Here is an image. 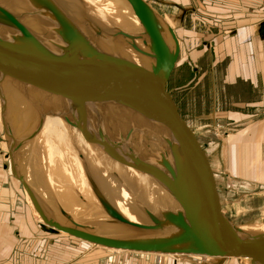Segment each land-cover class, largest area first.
<instances>
[{
	"label": "bare ground",
	"instance_id": "bare-ground-1",
	"mask_svg": "<svg viewBox=\"0 0 264 264\" xmlns=\"http://www.w3.org/2000/svg\"><path fill=\"white\" fill-rule=\"evenodd\" d=\"M145 3L150 7L149 3ZM152 11L157 15L156 17L161 24V38L168 49L172 51L173 40L167 30V27L170 29L171 27L166 19L153 9ZM27 12L29 13L26 14ZM25 18H27L26 21ZM28 18H38L41 20L40 22H43L41 25L48 30L46 31L47 41L31 31V26L34 27V24L30 25ZM13 21L24 30L14 26ZM57 27L60 28V31ZM73 32L79 38L81 37V41L84 40L91 49L115 58V61L119 58L144 67L154 65L153 57L140 54L131 46L133 41V45L137 50L151 54L149 48H147L150 40L144 32V27L139 23L126 0H0V39L7 46L18 45L39 53L37 47L40 45L50 55L54 56L52 62L69 66L72 63L68 61L59 62L58 60L66 56L65 54H73V49H69L72 43H69L63 36L65 34L67 38L71 37ZM59 42L63 47L61 44H57ZM144 42L146 45L143 44ZM31 66L36 70L44 71V66H40V64L35 63ZM14 71L20 74L19 70ZM12 72L13 70H10L8 73L11 74ZM4 74L5 72H0V90L3 97L6 98L4 100L6 106H1L0 109V112H3L2 120H6L5 113H8L10 118L15 117V113H11L12 108L17 110L18 107L22 106L20 101H16V99H22L17 98L16 94L13 96L14 91L17 92V89L14 90V83L11 85L10 81L5 79ZM27 74L28 72H26V76L22 77L24 79L30 78ZM88 74L93 76L96 72L90 71ZM34 81L32 79L31 84ZM24 96L27 103L29 102L28 106H30L31 99L27 95ZM105 104L107 107H104V103L85 105L86 116L91 113L93 120L82 141L75 149L74 160L68 157L70 162H74L73 164H66V174L64 177L61 176L62 180L60 178L55 179V175L60 177L58 173H55L57 171L48 173L46 169L50 163L48 160L46 161L47 165L44 162L46 168H41L40 175L34 176L37 166L42 164L41 160L43 161V159H40V156H42L41 148H43L47 138L44 136L37 146L30 142L32 138L34 140L36 135L38 136L40 133L39 126L30 133L28 144L31 145L27 146V149L29 154L31 152L33 156V162L29 163L28 168L20 161L21 159L18 158V153L14 148V145L24 142L27 133L18 136L19 134L16 131L14 142L11 143L6 133L7 129L4 127L5 136L8 139L3 140L0 137V144L6 145V155L17 161L22 175V180L19 178L20 181H24L25 186H23L33 191L37 204L39 203L38 205H40L46 217L62 224L64 220L60 218L59 209L65 212L63 209L65 208L67 212L65 213L69 215L72 222L84 226L91 233L116 238H146L150 236L149 232L144 231L146 233H141L139 230L134 231L137 229H130L120 223H112L111 219L104 213L96 194L102 197L123 219L135 224H150L143 212L144 209L154 215L163 211L182 213V205L174 199L173 192L168 186L156 177L157 174L167 177L169 182L184 194L191 204L190 207L193 206L197 211L196 214H192L193 216L199 215V217L206 220L205 212L198 206L183 177L172 167L165 147L164 136L160 134L162 132L159 131V126H154L153 123L140 119L135 113L120 105ZM24 108L28 110L32 107L25 105ZM40 110L39 104L33 110V114L37 113L35 118L37 121ZM77 118L80 119V126H84L81 112L78 113ZM30 119L25 125L20 117V121L17 119L13 122L23 129L30 125ZM40 119H43V115L40 116ZM66 126L69 128L70 125L66 124ZM74 173L79 176L78 179ZM68 183L72 186V189L68 185L65 186ZM48 187H51L54 193ZM34 190L38 191L39 196ZM71 190L75 192V196L78 195L80 198L78 200L82 203L81 207L73 199L67 198L65 200V194L63 193L68 196V194H71L68 191ZM24 193L28 197L27 193ZM55 200L61 203L63 208L59 206L56 210L57 202ZM32 208L34 209L33 206ZM195 222L196 230L202 236H206V230L198 225V220L195 219ZM63 224L68 225L70 222H64ZM241 229L256 237L258 233H264V225L259 227L244 226ZM96 250L94 249V251ZM207 258L219 259L218 257ZM230 258L240 263L243 261L244 264H249L248 259L233 257L222 259Z\"/></svg>",
	"mask_w": 264,
	"mask_h": 264
},
{
	"label": "crops",
	"instance_id": "crops-1",
	"mask_svg": "<svg viewBox=\"0 0 264 264\" xmlns=\"http://www.w3.org/2000/svg\"><path fill=\"white\" fill-rule=\"evenodd\" d=\"M165 1L186 2V0ZM192 1V3L188 1L191 7L186 8L185 11L190 15L198 16V13L206 15V34L201 35L194 32L193 35L189 34L184 38L181 37L180 33L177 35L181 52L170 73L172 75L170 89L168 90L170 99L175 100L180 113L190 123H192V120L206 121L207 127L210 126L209 123L218 118L220 120L225 119L228 122L226 124L233 127L244 125L231 138L228 135L225 137L226 143L228 142V145L224 148L225 168L231 166L229 158H235L237 160L234 164L236 170H238L239 164L242 165L243 161V164L245 163L251 169L258 168L256 169V175L257 178H260L259 175L263 174H259V162L264 155L260 147L261 143L264 142V118H259V113L264 111V31L261 30L264 22V0ZM181 14H174L178 15L176 17L179 20H174V23L178 24L179 27L184 26V21L181 22ZM221 19H236V21L234 25L223 26L221 25ZM26 20L27 18H25ZM40 21L38 18H28L29 24H34V27L31 26V31L47 41L46 31L48 30L46 27L43 28L44 26L41 25L43 22ZM194 23L191 22L190 28H194ZM211 25L218 28L215 29L216 32L211 33L209 29ZM57 29L60 31L59 27ZM57 44L60 45L61 43ZM61 46L63 47L62 44ZM4 72L5 79L10 81L11 85L14 83V90L17 89V92L14 91L13 96L16 94L17 98L22 99H16V101L22 103L20 108L18 107L17 110L12 108L11 113L16 115L12 117L13 121L19 120L20 117L25 125L31 118L30 125L32 126L37 115V113L33 114V110L38 104L41 107L37 123L41 130L32 143L37 146L44 136L47 138L43 148H41L42 156H40V159H43V161L41 160L42 164L37 166L34 176L40 175L41 168H46L44 162L48 160L50 162L49 165L46 162L48 173L57 171L55 173H58L60 180H62L61 178L66 174V164H73L69 160L71 158L74 160V153L71 151L76 149L79 144L75 143L74 131L62 124L64 123L62 119L66 118L65 110H63L65 101L49 97L47 94H42L31 88L30 83L32 80L30 78L24 79L14 70L11 74L8 73L10 70ZM0 92L2 93L1 90ZM24 95L31 99V109L24 108L25 105L30 107ZM5 99L0 96V109L1 106H6ZM41 115H43V119H40ZM3 124L7 129L6 133L9 140H11V143L14 142V135L16 134L9 128L8 122L6 124L5 119ZM13 124L17 129H21V126H16L15 122ZM198 124L200 123L194 124L195 128ZM193 130L196 131V129ZM1 133L2 126L0 124V136ZM220 133L222 134L221 131H218L213 134L218 136ZM29 138L30 133L29 136H26L24 142L14 145L18 158L25 164L26 168L29 165L27 161V155L29 154L27 146L31 145L28 144ZM209 151L214 157V150ZM250 152L256 155L255 164L253 165L252 163L249 164ZM238 156H240V159H238ZM1 158H4L5 163L1 161ZM1 158L0 264H34V253L32 252H34L33 246L35 245L33 244L35 242L33 231L35 220L30 213L31 217L25 212L24 205L19 208L17 199L15 200L16 197L12 198L10 195L13 191L17 193L18 186L16 187L14 182L17 183L18 181L21 191L25 192L24 181H20V179L22 180L21 169L17 161L10 156L2 154ZM208 158L214 159L215 157L211 158L209 155ZM243 166L240 168H244ZM212 170L213 174L218 173L217 168H212ZM16 176L18 178L15 181ZM103 251L100 252L101 254H91L92 257L98 256L95 257V264H130L131 259L127 253H114L107 249ZM69 253H67L68 256L71 255ZM52 257L56 258L52 259ZM52 257L51 253L48 252L43 257L42 263H78V255L74 261L62 260L55 255Z\"/></svg>",
	"mask_w": 264,
	"mask_h": 264
},
{
	"label": "water",
	"instance_id": "water-1",
	"mask_svg": "<svg viewBox=\"0 0 264 264\" xmlns=\"http://www.w3.org/2000/svg\"><path fill=\"white\" fill-rule=\"evenodd\" d=\"M126 1L144 27V32L150 40L147 48L151 54L137 50L133 41L131 46L140 54L153 57L154 65L144 67L119 58L115 61V58L91 49L73 32L74 35L71 34L69 39L65 34L63 36L72 43L70 48L78 52L65 54L66 56L58 60L72 63L69 66L52 62L54 56L40 45L37 47L39 54L26 47L7 46L0 39V72L19 70L23 77L28 72L27 76L36 81L30 83L31 88L49 97L76 104L81 108L88 104L100 103L120 105L135 113L140 119L159 126V131L162 132L160 134L166 139L170 137L182 151L185 171L198 190L197 193L203 202L200 208L203 207L206 220L199 215L193 216L192 214H196L197 211L193 206L190 207L191 204L184 194L170 183L167 177L157 174L156 177L168 186L173 192L174 199L182 205V213L163 211L154 215L144 209L143 212L150 224H135L123 219L96 194L104 213L112 223H120L130 229L156 232L146 238H116L91 233L84 226L72 222L69 215L61 209L59 212L70 222L69 225L49 220L39 203L37 204L33 191L24 187L35 212L48 228L107 250L171 256L233 257L248 259L249 264H264V233H258L257 237L252 236L241 229L242 226L235 225L222 212L217 196L219 187L211 184L214 177L211 176L213 170L209 158L199 148L193 133L185 127L184 120L180 118L166 90L165 83L179 54L177 39L167 27L173 40V50L170 51L161 38V24L152 9L143 0ZM12 24L24 30L14 21ZM261 30L264 31V22ZM143 44L146 45L145 42ZM35 63L44 66V71L33 68L31 65ZM90 71L96 74L93 76L88 74ZM0 96L3 98L1 92ZM195 219L198 220V225L206 230V236H202L196 230Z\"/></svg>",
	"mask_w": 264,
	"mask_h": 264
},
{
	"label": "rangeland",
	"instance_id": "rangeland-1",
	"mask_svg": "<svg viewBox=\"0 0 264 264\" xmlns=\"http://www.w3.org/2000/svg\"><path fill=\"white\" fill-rule=\"evenodd\" d=\"M144 1L149 3L150 7L154 11H156L160 16L166 19V21L168 22L169 26L172 29L174 37L178 41V44H179V37L177 35L179 33L181 34L182 38H184L189 34L193 35L194 32L196 34H201V35L206 34V15L199 13L198 16L193 14L190 15L187 13V11H185L186 8L191 7L188 1L192 3L193 2L192 0H186L185 3L183 2L175 3L172 1H165V0H144ZM182 11L184 12L181 14ZM174 14H181L182 17L181 22L184 21L183 27H179L178 24L176 25L174 23V20L176 21L179 20V18L176 17L178 15H174ZM221 20H222L221 25L223 26L234 25L236 21V19L235 20L221 19ZM191 22H195L194 23L195 26H193L194 27L193 29L190 28ZM209 29L211 30V33H214L216 32L215 29L218 28L211 25ZM123 44L125 43L123 42ZM180 52L181 51L179 50V53ZM171 76H172L171 74L168 76V79L165 83L167 91L170 89ZM171 102L176 106L180 118L184 120L185 127L188 128L193 133L194 138L198 141V145L201 151L204 154H206L207 157L209 155L211 158L215 157L214 159H209V163L211 167L213 169L216 168L218 169V173L211 175L214 177V182H211V184L213 183L214 186L219 187L217 196L220 201L222 212L225 215H227L229 219L237 226L259 227L264 225V155L261 158L262 160L259 162L260 165L259 174H263V175H259L260 178H257L256 175L257 174L256 169L258 168L255 167L251 169V167L249 168V166L246 165L245 163L243 164V161H242V165L239 164V167L237 168L238 170H236L234 164L235 161L237 160H235V158H229V162L231 166H229V168L228 166L225 168L224 148L225 146L228 145V142L226 143L225 141V137L228 135L231 138L232 136H234L236 132L240 131L242 129V126L244 125L240 127H236V126L233 127L230 124H226L228 122L225 119L220 120L218 118H216L214 122L209 123L210 126L207 127H206V121L201 122L199 120L196 121L192 120V123H190L187 120H185V118L180 113L178 106L175 103V100L173 101L171 99ZM104 107H107L105 103H104ZM63 110H65L64 113L66 118L62 119L64 122L62 124H64V126H66V124L70 125L69 129L70 130L72 129V131H74L75 133L74 136L76 137L75 143L78 144L82 141L84 134L88 130L87 128L91 126V122L93 120L92 114L88 113V116H86L85 107L81 108L76 104H69L67 102H65V104L63 105ZM79 112H81L82 114V120L84 121L83 122L84 126H80V119L78 120L77 118ZM4 115L6 118V124L8 122L9 128L12 129V132L15 134L17 131L19 134L18 136H23L26 133L28 135L33 131V127L36 128L37 126L38 121L34 120L33 121L34 124H32V126L29 125L23 129L17 130V128L13 124V118L12 117L10 118V116H8V113H5ZM259 118L260 119L264 118V111L263 113L261 112L259 113ZM195 123H200V124L196 125L195 128L194 126ZM0 124L2 126V133L0 137L3 140H7L8 138L5 136L6 135L4 131L5 125L3 124L1 112H0ZM193 129H196V131H194ZM218 131H221L222 134L220 133L218 136H215L213 133H217ZM170 139H171L170 137L169 138L167 137V139L164 137V143L166 150L168 151L167 154L170 158L169 159L170 163L172 167L183 177V180L190 188L191 192L194 195L195 200L197 201L198 206L200 207V204H202L203 202L200 199L201 197L199 193H197L198 191L197 188L194 186L187 172L185 171L184 160L181 157L182 151H180L178 145L175 144L174 141ZM32 141L33 138L31 139V142ZM260 147L262 149V153L264 154V142L261 143ZM211 149H213L215 152V153L213 152L214 157L210 154L209 150ZM0 152L2 154H7L6 145L4 146L3 144H0ZM71 152L75 153V149L72 150ZM1 153H0V158L2 156ZM31 156L32 154L30 152V154L27 155L28 163L33 162V156L32 157ZM249 156H250L249 164L250 163H252V165L255 164V157H256L255 153L250 152ZM216 157H219L220 160L219 158ZM3 159L1 161L5 163ZM238 159H240V156H238ZM242 166L244 168L241 169L240 167ZM75 175L78 179L79 176L77 174ZM55 177H56L55 179L57 180L58 178H60L56 175ZM17 178L18 177L16 176L15 181ZM45 178L46 176L44 174V179ZM17 183L14 182L15 186L16 187L18 186L17 187L18 189L16 191L17 193L13 191L11 194L10 193L9 194L12 196V198L16 197L15 200L17 199L18 207L22 208V205H24L25 212L27 214L30 213L35 220V227H33V231L35 233V238H34L35 242H33V244L35 245L33 246L34 252H32L34 253V261H35L34 264H43L42 263L43 257L45 256V254L47 255L48 252L51 253V257L55 255L60 257L62 260L68 259V261H74L75 259H77L76 256L78 255L77 264H95L96 263L95 257L98 256L96 255L92 257L91 254L94 253L101 254L100 252L106 249L75 239L62 232H58L54 229H50L47 226H45L40 220L38 214L32 208L31 202L28 199L29 197L24 195V192L21 191V188L19 187L20 186L19 183L18 184ZM67 185L70 189H72L71 188L72 186L69 183L66 184L65 186L67 187ZM48 188L52 193H54L51 187ZM68 192L71 193L70 195L68 194V196H66V193H63L65 194L64 196L65 200H67V198L73 199V201L81 207L82 203L80 202V200H78L79 198L78 195L75 196V192L72 190ZM36 193L39 196L38 191H36ZM59 206H61V203L57 202L56 210L58 209ZM63 209L66 212V209L65 208ZM201 209L203 210V207H201ZM60 218L64 220L63 223L64 222L68 223L66 218L63 217L61 214H60ZM56 222L60 223L59 221ZM63 223L62 225H66ZM134 231H138V230H134ZM141 233H146V232L141 231ZM150 233L154 234L156 232H149V234ZM93 249H97V250L93 252L94 251ZM68 252H70L69 254H71L69 255L70 257L67 254ZM110 252L116 253L120 251L110 250ZM129 256L131 259L130 264H244L245 263L243 261H241L240 263L232 258L230 259L219 258L218 260H215V259H208L207 257L203 258L197 256H171V255L149 254V253H130ZM53 258L56 257H52V259Z\"/></svg>",
	"mask_w": 264,
	"mask_h": 264
}]
</instances>
